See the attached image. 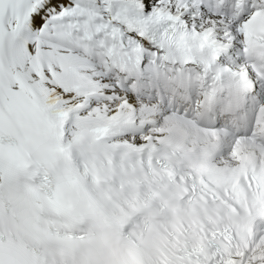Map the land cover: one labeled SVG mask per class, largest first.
Masks as SVG:
<instances>
[{
	"label": "snow or ice",
	"instance_id": "6c2138e0",
	"mask_svg": "<svg viewBox=\"0 0 264 264\" xmlns=\"http://www.w3.org/2000/svg\"><path fill=\"white\" fill-rule=\"evenodd\" d=\"M0 264H264V0H0Z\"/></svg>",
	"mask_w": 264,
	"mask_h": 264
}]
</instances>
